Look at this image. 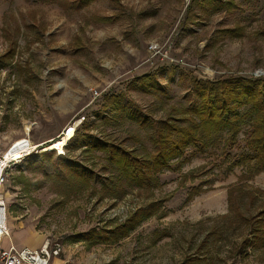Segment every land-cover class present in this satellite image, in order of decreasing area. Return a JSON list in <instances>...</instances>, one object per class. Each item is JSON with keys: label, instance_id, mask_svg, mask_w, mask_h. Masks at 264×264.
<instances>
[{"label": "rangeland", "instance_id": "obj_1", "mask_svg": "<svg viewBox=\"0 0 264 264\" xmlns=\"http://www.w3.org/2000/svg\"><path fill=\"white\" fill-rule=\"evenodd\" d=\"M104 16L113 20L95 21ZM153 42L166 45V61L152 59ZM13 45L14 59L0 62V156L31 153L8 171L11 241L58 240L63 264H264V247L238 255L248 229L237 231L228 212L231 190L264 191L248 144L262 95L238 109L235 143L223 132L188 145L142 185L91 147L122 146L146 169L164 123L189 125L196 82L243 78L264 91V0H96L78 10L0 0V59ZM76 124L63 153L44 155ZM66 162L89 181L64 175ZM256 196L242 205L247 217L262 207ZM131 222L127 237L106 239Z\"/></svg>", "mask_w": 264, "mask_h": 264}, {"label": "trees", "instance_id": "obj_2", "mask_svg": "<svg viewBox=\"0 0 264 264\" xmlns=\"http://www.w3.org/2000/svg\"><path fill=\"white\" fill-rule=\"evenodd\" d=\"M39 1L47 4H57L64 9L78 10L96 0H86L87 4L85 5L82 4L84 0H68L66 3L62 0ZM112 20L113 18L105 16L95 19L97 23L103 24H107ZM15 54L16 45H13L6 52L3 59H0V62H2L1 67H5L6 65L3 64L4 60H13ZM258 85V83L243 78L228 81L196 82L195 89L198 95H200V100L188 111L191 115L187 120L189 125L179 128V126L172 124L174 123L172 120L164 123L163 129H159L156 137L153 139L157 151L146 161V169L142 168V163L134 157L133 153L125 150L122 146L100 144V141L95 142L91 136H88L90 138L88 142L92 143L94 141L95 144L91 146L92 149L103 151L106 154L107 161L112 163L127 180L140 185L148 183L153 179L151 175L152 171L158 173L161 169L169 167L168 161L174 155L181 153L184 147L188 145H205L207 141H212L216 135H220L223 132L228 134L227 140L230 143H235L240 133L239 122L242 118L239 115L238 109L250 102L256 105L259 96L262 95L264 97L263 89H261V92H256L255 86ZM253 114V130L248 138V144L256 153V171L253 174L255 175L264 171V104L263 106L256 105ZM88 142L82 144V146L88 148ZM44 153L47 156L49 151H45ZM60 158L65 160L63 157ZM66 164L69 167L67 166L63 169L64 175L70 173L75 176L77 181L85 183L89 181L87 173L81 166H72L68 162ZM251 178L252 176L249 179ZM257 192L261 193L264 198L263 190L250 187L237 189V191L231 190L228 194V212L229 214H233L231 216L233 219H231L232 223L236 225L235 229L237 231L241 230V228L248 229L246 236L243 238L242 247L238 250V255L243 258L249 256L248 248L250 245L256 249L264 247V202L260 211L255 215H251V217H247L241 209L243 204L250 206L251 200H257ZM142 213L146 214V216L148 215L147 212ZM136 217H140V214L139 216L136 215ZM131 225V227H122L121 230L117 229L110 232L109 235L112 236H107L108 238L106 237V239L117 241L120 238L127 237L136 228V224L132 223ZM94 233H96V230H93L91 234ZM101 237L100 235L98 236V241H100ZM89 238V234L83 235L76 237L75 241L85 242Z\"/></svg>", "mask_w": 264, "mask_h": 264}, {"label": "built area", "instance_id": "obj_3", "mask_svg": "<svg viewBox=\"0 0 264 264\" xmlns=\"http://www.w3.org/2000/svg\"><path fill=\"white\" fill-rule=\"evenodd\" d=\"M166 49V45L164 47L158 42L149 46L152 59L161 61L168 59L169 51ZM95 95L99 94L95 92ZM70 129L71 127L67 128V132ZM20 151L22 155L19 158L12 155L0 156V264H54L55 259L60 258L64 252V246L58 240L46 239L38 249L18 247L11 241L6 198L8 171L31 153L28 148Z\"/></svg>", "mask_w": 264, "mask_h": 264}, {"label": "bare ground", "instance_id": "obj_4", "mask_svg": "<svg viewBox=\"0 0 264 264\" xmlns=\"http://www.w3.org/2000/svg\"><path fill=\"white\" fill-rule=\"evenodd\" d=\"M76 126H77V124L74 126H71V129L69 130V132H67V129H66L64 135H62L58 139L52 141L49 146L44 148V151L58 150L60 153H63L64 147L74 137ZM21 155H22L21 151L20 152L18 151L12 156H15L14 158H19V157H21Z\"/></svg>", "mask_w": 264, "mask_h": 264}, {"label": "crops", "instance_id": "obj_5", "mask_svg": "<svg viewBox=\"0 0 264 264\" xmlns=\"http://www.w3.org/2000/svg\"><path fill=\"white\" fill-rule=\"evenodd\" d=\"M45 142V141H44ZM43 143V142H42ZM37 145H41V143H36ZM14 242V241H13ZM18 247H27V246H24V245H19V244H17L16 242H14ZM35 249H38V248H35ZM60 260H65V259H61V258H57V259H55V261H54V264H63V262L62 261H60Z\"/></svg>", "mask_w": 264, "mask_h": 264}]
</instances>
